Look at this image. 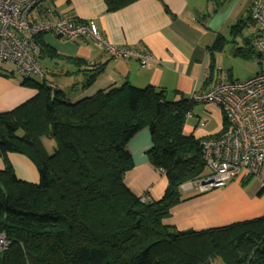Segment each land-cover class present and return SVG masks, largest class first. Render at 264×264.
Segmentation results:
<instances>
[{
	"label": "trees",
	"instance_id": "16d2710c",
	"mask_svg": "<svg viewBox=\"0 0 264 264\" xmlns=\"http://www.w3.org/2000/svg\"><path fill=\"white\" fill-rule=\"evenodd\" d=\"M104 1L115 10L135 0ZM236 22L235 33L254 23L250 12ZM42 34L34 35L37 56H57L39 41ZM224 40L218 34L208 46L212 59ZM102 67L83 69L81 86ZM209 67L204 83L215 72L213 62ZM45 74L23 78L35 95L0 112V155H25L39 177L36 183L20 180L7 162L0 170V231L11 242L0 264H212L215 258L264 264V215L202 230L163 224L174 205L200 193L183 190L182 183L208 173L199 139L183 130L189 99L169 100L163 89L124 82L70 100ZM223 123L217 136L227 129ZM142 128L150 134L149 162L165 171L156 200L140 201L123 181L134 165L127 143Z\"/></svg>",
	"mask_w": 264,
	"mask_h": 264
},
{
	"label": "crops",
	"instance_id": "0c3cea01",
	"mask_svg": "<svg viewBox=\"0 0 264 264\" xmlns=\"http://www.w3.org/2000/svg\"><path fill=\"white\" fill-rule=\"evenodd\" d=\"M252 2L135 0L119 9L107 10L104 0H44L31 12V21L43 16H63L72 21L93 20L111 43L148 50L153 60L141 66L133 58L108 56L87 38L70 40L52 32L43 33L39 41L53 48L57 53L53 57L56 60L45 54L37 56L39 48L36 57L37 60L41 57L51 59L59 78L58 84L55 81L48 83L64 91L70 100L124 82L163 89L169 100L189 99L194 89L209 87L217 74L216 56L211 58L208 46L228 22L246 18ZM73 58L81 59L80 65L72 61ZM212 62L215 72L211 80L204 83ZM39 64L47 71L46 65ZM90 64H102L103 67L89 86L82 87L83 69L89 68ZM1 65L0 112H5L27 101L37 91L34 86L23 84V78L15 76L18 75L15 67L9 69ZM64 89L75 92L69 97ZM190 111L191 115L183 123L185 133L200 139L217 136L224 129V117L217 104L192 103ZM150 146L147 128L138 130L129 139L127 147L134 165L124 173L123 181L135 195L147 192L150 200H156L163 194L166 178L149 162L146 151ZM6 162L18 179L38 182L37 169L25 155L7 152L5 160L0 155V170ZM249 178L240 175L221 187L183 199L170 209L163 224L177 230H202L263 216L264 186L256 177Z\"/></svg>",
	"mask_w": 264,
	"mask_h": 264
},
{
	"label": "built area",
	"instance_id": "2783aa9c",
	"mask_svg": "<svg viewBox=\"0 0 264 264\" xmlns=\"http://www.w3.org/2000/svg\"><path fill=\"white\" fill-rule=\"evenodd\" d=\"M44 0H0V60L11 62L22 78L44 77V69L36 58L38 47L34 35L52 32L66 39L88 38L110 57L133 58L141 66L153 60L150 51L111 43L92 20L40 17L29 19V12ZM251 19L258 28L255 47L261 70L243 79H233L220 71L211 85L194 89L192 103L212 102L219 106L227 129L219 136L199 139L207 175L181 185L185 191L203 192L221 187L237 176L256 177L264 186V0H253ZM191 111L184 114V120ZM159 171L164 174V169ZM140 201L150 200L147 192L138 195ZM10 239L0 231V252L7 250Z\"/></svg>",
	"mask_w": 264,
	"mask_h": 264
},
{
	"label": "rangeland",
	"instance_id": "374dc122",
	"mask_svg": "<svg viewBox=\"0 0 264 264\" xmlns=\"http://www.w3.org/2000/svg\"><path fill=\"white\" fill-rule=\"evenodd\" d=\"M34 9H32L29 12V19L31 16V12ZM49 18H67L63 16H44ZM236 18V17H235ZM235 18H233L235 20ZM69 19V18H67ZM31 20V19H30ZM72 20V19H70ZM233 20V21H234ZM93 21V20H92ZM236 21L234 22H228L226 26H224L221 30L219 35H221L224 40L223 47L215 53L216 60H217V68L218 65L221 64V70L223 72L228 73L233 79L237 80H243L246 78H249L256 73H258L261 70V65L258 63V54L257 49L255 48L254 41L256 39V33H257V26L254 23H248L241 25L240 28H238V32H232L237 26ZM257 29H255L254 25ZM34 38V37H33ZM51 58V57H50ZM53 61H55V58H51ZM51 59H48L47 57H41L38 58V61L41 64H44L47 66V71H45V81L46 82H56L58 84L57 79L59 76L57 75L58 72L55 68H53L51 64ZM0 64L3 65V68H9L12 69V66L14 65L9 61H1ZM1 65V66H2ZM14 69V68H13ZM218 70V69H217ZM216 70V71H217ZM15 71V69H14ZM17 74V73H16ZM15 76H22L20 74ZM35 78V80H41L42 78H37L35 76H32ZM67 90V95L70 97V95L75 92L71 91L70 89H64ZM69 99V98H66ZM48 149H50V142L46 141ZM253 177H250L249 179H252ZM197 180V179H196ZM27 181V180H24ZM30 182V181H27ZM188 182V181H186ZM183 182L182 184L186 183ZM216 188V187H215ZM213 189V188H211ZM210 190V189H209ZM208 191V190H206ZM203 191V192H206ZM212 264H223L222 261L219 258H215L212 262Z\"/></svg>",
	"mask_w": 264,
	"mask_h": 264
},
{
	"label": "bare ground",
	"instance_id": "6f19581e",
	"mask_svg": "<svg viewBox=\"0 0 264 264\" xmlns=\"http://www.w3.org/2000/svg\"><path fill=\"white\" fill-rule=\"evenodd\" d=\"M257 30H258V29H257ZM258 37H259V32H258ZM258 37H257V38H258ZM256 40H257V39H256ZM256 40H255V41H256ZM255 41H254V45H255ZM255 48H256V47H255ZM257 54H258V51H257ZM258 59H259V54H258Z\"/></svg>",
	"mask_w": 264,
	"mask_h": 264
}]
</instances>
